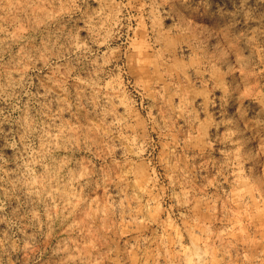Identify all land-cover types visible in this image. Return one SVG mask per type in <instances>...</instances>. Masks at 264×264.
<instances>
[{
  "label": "rangeland",
  "instance_id": "rangeland-1",
  "mask_svg": "<svg viewBox=\"0 0 264 264\" xmlns=\"http://www.w3.org/2000/svg\"><path fill=\"white\" fill-rule=\"evenodd\" d=\"M0 264H264V0H0Z\"/></svg>",
  "mask_w": 264,
  "mask_h": 264
},
{
  "label": "bare ground",
  "instance_id": "bare-ground-1",
  "mask_svg": "<svg viewBox=\"0 0 264 264\" xmlns=\"http://www.w3.org/2000/svg\"><path fill=\"white\" fill-rule=\"evenodd\" d=\"M2 31V30H1ZM10 78V77H9ZM7 79V78H6ZM10 80H11V78H10ZM7 81V80H6ZM8 83H9V81H7ZM27 130V129H26ZM45 137V136H44ZM48 137V135L45 137V140L46 139H48L47 138ZM50 138V137H49ZM44 139V138H43ZM45 140L43 141L42 140V144L45 146V144L46 143H43V142H45ZM50 140H52V139H50ZM49 141V140H48ZM43 145H41V146H43ZM43 146V147H44ZM43 147H41L42 149H43ZM46 148V147H45ZM42 152L44 153V151L42 150ZM38 153V152H37ZM42 156V153H41V151L38 153V154H36V155H34V157H32V159L33 158H39V157H41ZM30 159V158H29ZM32 161V160H31ZM30 161V162H31ZM29 162V161H28ZM33 164V163H32ZM26 165V164H25ZM23 166V165H22ZM29 166V165H28ZM26 167V166H25ZM29 168V167H28ZM23 169V168H22ZM26 170H27V168H26ZM17 171V170H16ZM48 173V172H47ZM45 175L43 176L42 175V177L41 176H38L39 177V179L38 180H36V178H34L36 181H38L39 183H40V185L41 186H43V188L45 189V192H46V197H48L49 198V201H50V199H52V198H55L54 196H56L58 193H59V190H58V188H54L53 187V183H51V175L50 174H48V175H46V173H44ZM27 174H25V176H26ZM29 177H31V176H29ZM32 177H34V176H32ZM18 179V178H17ZM24 179V178H23ZM31 179V178H30ZM53 180V179H52ZM32 181H34L33 179L31 180V181H28V183H27V185H28V187H30V186H33L32 185V183H34V182H32ZM21 184H22V182H21ZM35 184V183H34ZM26 185V184H25ZM22 187V186H21ZM25 188H26V186H25ZM28 190V189H27ZM26 190V191H27ZM30 190V189H29ZM37 190V189H36ZM27 192H29V191H27ZM29 193H31V191L29 192ZM28 193V194H29ZM37 193V192H36ZM32 194V193H31ZM65 194L67 195V197H66V200H67V202H71V201H73V196L72 195H70L71 193L68 191V192H65ZM65 195V196H66Z\"/></svg>",
  "mask_w": 264,
  "mask_h": 264
}]
</instances>
